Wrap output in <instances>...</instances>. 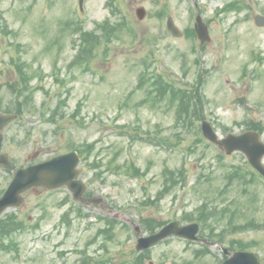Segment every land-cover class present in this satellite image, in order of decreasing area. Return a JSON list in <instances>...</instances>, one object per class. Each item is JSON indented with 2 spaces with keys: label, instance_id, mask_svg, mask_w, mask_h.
<instances>
[{
  "label": "rangeland",
  "instance_id": "1",
  "mask_svg": "<svg viewBox=\"0 0 264 264\" xmlns=\"http://www.w3.org/2000/svg\"><path fill=\"white\" fill-rule=\"evenodd\" d=\"M229 1L116 0L127 18L122 39L115 38L107 49L97 48L90 63L78 66L71 65V60L80 54L75 27L95 29L110 15L107 0H83L82 10L79 0H0V24L7 22L9 29L4 32L0 28V95L4 106L11 105L14 99L8 84L18 79L15 64L19 56L27 61L31 73L37 76V69L45 73L33 81L39 87L33 102L35 117L49 115L50 107L61 96L60 90L70 88L64 118L58 122L40 118L28 125L18 121L6 128L3 152L18 168L33 159L35 153V161H40L77 143L96 145L94 153L80 162V176L88 182L95 200L74 204L65 199L69 192L66 187L26 192L21 206L7 212L19 213L29 227L17 234L8 250L0 251V264H81L79 260L85 253L92 257L90 264L104 257L120 263L134 255L137 241L132 222L140 225L141 216L179 219L183 211L189 212L204 202L228 208L220 222H214L217 237L226 242L236 238L251 242V250L264 258V187L260 183V187L244 189L225 174L233 164L244 165L246 157L239 152L227 155L206 138L201 141V120L190 116L186 122H175V108L163 100L155 101L154 96L148 98L144 86L137 89L139 75L146 68L162 71L180 86L197 81L203 70L205 120L214 125L219 136L242 132L247 121L255 120L262 125L264 142V27L256 26L254 21L264 9V0H241L248 7L217 14L216 10ZM139 6L147 10L143 20L135 15ZM159 9L169 15L158 17L155 12ZM197 12L205 21L209 19L212 35L203 50L197 38L189 39L184 33L194 25ZM170 15L183 31L180 38L166 32L165 22ZM57 71L67 82L64 87L55 84L52 74ZM135 127L142 129L140 136L154 141L136 137ZM18 133L25 137L20 135L17 145H13L10 139ZM96 157L103 160L102 168L109 169L100 177L89 165ZM131 163L147 170V174L142 178L133 176L127 169ZM179 168L185 171L184 188L178 186L177 191L166 196L158 194L155 204L147 203V198L154 199L161 189L165 170ZM9 176L0 167V187L7 184ZM66 211L70 215L65 221L62 214ZM250 216L262 227L237 231L227 224L230 217L234 225L245 223ZM105 217L120 223L112 238L104 234L96 238L100 227L106 225L102 220ZM209 230L210 226L205 227L203 234L207 236ZM202 248L200 243L189 245L185 239L171 237L152 248L148 262L214 264L215 255L220 257L221 248L211 245L207 248L212 252L197 260L194 252Z\"/></svg>",
  "mask_w": 264,
  "mask_h": 264
},
{
  "label": "water",
  "instance_id": "2",
  "mask_svg": "<svg viewBox=\"0 0 264 264\" xmlns=\"http://www.w3.org/2000/svg\"><path fill=\"white\" fill-rule=\"evenodd\" d=\"M137 15L141 19L144 18L145 9L142 7L138 8ZM260 23H263V21H260ZM196 24L197 35L202 39V42H205V40L209 39L207 26L202 23L200 16H198ZM167 25L170 33L175 36L180 35V31L176 25H174L171 17ZM14 117L13 115H0V130L6 127L9 121ZM202 131L206 138L217 143L220 147H225L228 153H232V151L235 150L245 153L253 167L257 168L264 176V165L262 164L264 144L260 140V134L255 131L247 130L239 135L233 133L228 134V136L219 140L213 126L206 121L202 123ZM2 140L3 135L0 134V151L2 149ZM4 157L5 156L0 155V161L3 160ZM78 162V154L72 152L56 156L49 161L32 165L26 169H20L14 177L15 179L8 186L4 196L0 198V213L9 206L20 205V193L31 188V186L44 185L48 188H53L67 184L74 191L75 198H81L85 187L81 180L76 179L79 174V170L77 169ZM198 229L199 227L195 223L180 226L178 222H172L164 226L156 234L147 236L146 238H140L137 248L145 249L146 247L157 244L158 241L168 237L170 234H176L189 240H195V234ZM223 264H259V261L251 252H237L232 255V257L226 259V262Z\"/></svg>",
  "mask_w": 264,
  "mask_h": 264
},
{
  "label": "trees",
  "instance_id": "3",
  "mask_svg": "<svg viewBox=\"0 0 264 264\" xmlns=\"http://www.w3.org/2000/svg\"><path fill=\"white\" fill-rule=\"evenodd\" d=\"M113 1L110 0L108 1V5L112 6V8L114 7ZM116 7H114L113 9V13L115 12ZM163 12H159V14L161 15ZM0 28H2L4 32L9 31L8 26H7V22H5L4 24L1 23L0 24ZM97 30L92 32H88L85 31L84 29H82L81 27L79 29L74 30L75 32H79V34L81 33V55L80 57H85V56H90L91 54H93L94 50L98 47H100L101 45H104L110 41H112V38L118 37L119 36V32L121 31V27H119V23L118 22H111L110 20L105 21L103 24H97L96 26ZM11 31V30H10ZM12 32V31H11ZM23 62L18 61L15 66H17V71L19 72V76L22 78H26V73H24L22 64ZM14 90H16V92L18 93V96L21 95V90L13 87ZM166 88L168 89V91H163L165 93H168L167 95L169 96V101L174 104L175 102H177L179 104L178 107V111H180V113H178V116L180 118L183 117L184 115V120H186L187 114L189 113V109H191V107H193L192 105H194L196 108L193 109L192 114L195 115L196 119L200 118L201 114H200V107H198V104L193 102L192 99L195 98L193 97V94L191 92H188L186 90L182 91L180 89L175 88L172 84L170 85H166ZM151 87H150V91H151ZM198 96V94L196 95ZM29 95L27 93L26 96L23 97L24 100H28ZM200 99V97H199ZM65 100V99H64ZM195 103V104H193ZM62 102L58 103L55 110L53 111L52 115L50 116V118H48V120L50 121H56V117L59 115L61 118L64 115V113L61 111L58 115V111L62 110L61 107ZM183 114V115H182ZM74 115V114H73ZM72 115V116H73ZM247 125L249 128L251 129H255L259 132H262L263 128L262 125L260 123H256V121L253 120H249L247 121ZM200 140L202 141V137L200 138ZM135 172H139V170L137 168H135ZM183 171H180V175H183ZM165 190L169 189V186L164 185ZM7 226L9 228H15L18 223H16V221H14L13 219H10L9 221H7ZM151 225V224H150ZM151 230H155L154 228H150Z\"/></svg>",
  "mask_w": 264,
  "mask_h": 264
}]
</instances>
